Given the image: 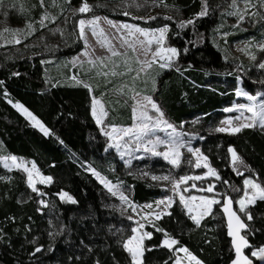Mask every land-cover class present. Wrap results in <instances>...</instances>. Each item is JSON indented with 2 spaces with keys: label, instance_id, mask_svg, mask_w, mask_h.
I'll return each mask as SVG.
<instances>
[{
  "label": "trees",
  "instance_id": "1",
  "mask_svg": "<svg viewBox=\"0 0 264 264\" xmlns=\"http://www.w3.org/2000/svg\"><path fill=\"white\" fill-rule=\"evenodd\" d=\"M115 1L120 0H87L94 6L86 14L104 15L148 29L169 28L166 42L178 51L177 68L158 69L152 78H156L154 98L175 127L197 118L206 125L222 115L223 109L236 100L234 89L230 88L237 80L246 92L264 97V71L226 56L215 44L213 28L220 22L227 25V0H207L208 14L199 18L196 14L202 10L203 0H149L155 6L148 16L112 10L109 5ZM97 2L102 6L95 5ZM81 3L82 0H69L67 6L79 7ZM162 6L172 11L165 13ZM41 11L40 6L35 7L31 20L35 21ZM188 20L194 23L187 24ZM181 22H185L183 27ZM72 23L68 19L75 38L77 32ZM243 25L247 27L243 33L226 38L229 43L263 32L264 12L258 10ZM80 48L76 40L74 46L58 55L66 57ZM45 57L47 54L29 53L4 60L0 56V140L8 154L32 160L42 175L52 178L50 185L38 186V191L33 192L25 172L8 171L0 165V264H132L121 243L132 235L131 222L105 207L113 199L105 192L100 178L115 182L122 176V182L131 188V200L139 204L163 196L165 188L132 175H120L116 160L105 151L106 137L91 115L89 90L83 83L62 82L69 77L66 69L60 75L48 74L42 62ZM230 84L232 87H227ZM15 104L31 112L49 134L33 126ZM198 133L202 139L199 148L219 179L193 184L203 194L219 195L221 203L214 205L197 226L176 198L169 208L170 215L162 216L149 228L151 238L143 242L142 264H173L180 248H187L203 264H232L237 259L222 205L225 198L235 202L246 176L264 186V131L252 127L236 134ZM229 146L243 163L233 165ZM182 171L183 168L176 173ZM209 185L214 186L213 192L201 190ZM183 189H188L184 192L189 194L194 192L189 186ZM61 192L68 193L75 203L67 197L62 199ZM40 197L46 206L39 205ZM232 208L236 211L235 203ZM248 211L253 217L250 221L237 212L248 225L240 234L251 245L242 248V253L258 264L251 252L264 246V200H257ZM169 238L178 241L171 250L162 245ZM37 248L41 250L37 252Z\"/></svg>",
  "mask_w": 264,
  "mask_h": 264
},
{
  "label": "rangeland",
  "instance_id": "2",
  "mask_svg": "<svg viewBox=\"0 0 264 264\" xmlns=\"http://www.w3.org/2000/svg\"><path fill=\"white\" fill-rule=\"evenodd\" d=\"M68 1L69 0H44V4L41 6L40 0H0V56H2L4 60H9L18 54H47V57H45L42 62L48 74L54 76L60 75L65 69L70 71L68 79H64L62 82H69L70 84L78 85L76 81L79 80L83 83V85H89L92 89L91 94L97 101L100 99L97 91L100 90L103 85L109 84L111 85V89L115 90V85L120 86L121 84L130 82L131 76L138 78L139 85L137 89L139 95H134L133 97V109H136V119L133 121L132 126L128 128H120L105 125V116H101L100 109L103 107H100L99 109L97 107L101 106L100 101L99 104L96 105V112L98 116H101L103 123L100 125L96 123V120L92 115V106L90 107L91 115L101 134L106 137L105 151L110 152V155L116 160L117 167L120 170V175L127 174L142 180H146L151 184L165 188L166 193L163 196L146 204H139L131 200V188L127 187L122 182V176H120L115 182H111L103 178V180H106L110 182L111 185L115 186L112 191H109V188L101 182L100 178V182L105 192L108 193L113 199V201L105 207L107 209L117 211L118 213L125 216L131 222L132 229L137 228V233H135V235L138 237L142 236L146 232L149 233V228H152L155 222L159 220L156 218L157 215L164 216L166 215L164 213H168L170 207H167V198H171L172 205L176 198L180 201V195H183L186 198L185 202L187 203L188 207L191 208V212H189L188 208H186L185 205L181 203L186 211V214H188L189 217L196 216L201 221L208 214L202 216V214L207 209V205L199 198H215L219 201L221 199L219 195L215 193L203 194L201 191H199L198 188L200 187H198V185H195L196 187H192V185H194L193 183H197L206 179H212L213 181L218 179L214 176L207 175L208 168L204 167L205 162L203 159L200 161L201 167H195L197 158L192 153L187 151V147H191L193 149L199 148V142L202 140L198 133L200 131L204 134L217 133L216 129L219 127H230L229 125L222 123L223 121L231 120V126H239L242 123H252L253 119L258 121V116L253 117L252 112H248L246 109L239 108V105L252 106L264 104V97L259 98L258 96L246 92L242 86V82L237 80L235 86L232 87L231 84L227 86L232 87L230 89H234L236 100L225 107L222 111V115L213 118L212 122L209 124L203 125L201 120L197 118L191 121L189 124L185 125L184 123L180 128H177L163 115V120L173 125L176 133L181 134L179 136V140L185 145V147L178 149V151L182 153L179 166H174L169 162L171 159L175 158V153L169 151L170 145L156 144L155 149L158 152L168 151V160H166L163 156L152 155L151 151L145 152L144 148L146 146L149 148L152 147V145L148 144L149 139L152 141H156L157 139L162 141H171L173 139V136H170L172 129L168 128L166 124L160 123L158 126H156V117L158 114L151 108V105L147 104V102L143 100V98L146 96L151 97L157 103L154 98V92L156 91V78H152L154 75L151 74H155V71L158 69L167 70L172 66L177 68L175 64L177 61L178 51L177 55L172 57L169 66L164 68L160 67V64L162 63H169L167 61V57L171 54L165 53V59L161 60L157 57V62L153 63L151 68H148L144 64V61H151L153 59L151 52L159 46L153 43L150 46L148 54L144 55L140 52L141 45L139 41L146 42L148 39L152 38L153 34L158 36L159 33L155 32L157 29L143 28L137 24L109 18L104 15H95L89 17L86 13L82 14L75 11L80 6L68 7ZM212 1L217 3L220 0ZM227 2L229 3V10L226 12L228 20L223 18L227 25L220 22L216 24L212 31L215 44L221 48L226 56L237 58L242 63L252 64L257 70L261 69L258 65L259 63L264 62V50H261L259 45L264 44V31L258 33L257 35H250L247 39L245 38L230 43L226 38L243 33L244 29L247 28L243 24L245 22H249V17H255L258 10L264 12V0H235V6H233V0H227ZM89 5L94 6L93 3ZM95 5L102 6L101 2H97ZM37 6H40L42 11L39 17L34 19L35 21H32L31 18L33 17V9ZM109 6L112 10H124L126 12L132 13L135 16H148L152 14V8L155 6V4L149 0H120L111 3ZM162 10H164L165 13H170L172 11L171 8L167 6H162ZM233 12H238L240 15H243L244 19L240 20L238 15L229 14ZM45 16L47 19L43 20L42 25L40 21ZM97 16L102 18L98 24L95 25L97 35L93 36L91 28L86 25V41L80 39L79 20L84 19L87 21ZM105 18L106 20H111L115 27L110 26L106 22ZM68 19L73 20L72 27L76 29V39L73 37L68 27ZM122 24L135 25L141 29H144L148 31V36H143L140 33L135 32L134 29L129 30L122 28L120 27ZM28 25H31V28H29ZM101 29H103L102 35ZM17 39L20 41V43H16ZM76 40H78L81 44V48L76 53L66 57L61 54L58 55V53L74 46ZM130 45L132 46L130 47ZM163 46L165 48L171 47L167 44L166 39ZM134 48L136 49L135 51L133 50ZM113 50L120 53V55L113 56ZM253 56L256 57L255 60L252 59ZM73 68L75 69L74 72L72 71ZM261 70L264 71V69ZM113 72H116L117 75H113ZM105 73H107V75H105ZM120 73H123V75ZM73 77L76 79H73ZM144 77L146 79H144ZM237 91L255 96L256 100L250 101L245 95L237 96ZM226 108H231L233 110L225 111ZM17 110L22 115H24L33 126L39 128V126L35 125V121L28 118L19 109ZM144 111H147L148 114L153 117L151 121L142 120L140 118L141 113ZM256 111H260L259 107L256 108ZM237 117H239V119H237ZM141 123L149 124V127L153 130L146 136H143L142 139L137 140L136 136L138 134V126ZM113 128L116 130L113 131ZM254 128L264 131V129H262L259 124H257V126ZM124 129H132V131L127 136H125L123 131ZM107 133H111V136L107 135ZM12 156L14 155L8 154L6 152L4 145L0 140V165L2 168L8 171L19 169L23 172H25L23 169L27 168L32 173V179L36 188L41 185L48 186L51 184L52 178L50 183L41 182L40 177L49 176L42 175L39 171L38 175V169L32 160L15 156L18 163L23 162L22 167L17 168L9 159V157ZM6 164L8 167L5 166ZM33 164L35 165V170L32 168ZM181 168H183L182 173L177 174L176 172ZM25 174L27 176V185L32 190L28 183V173L25 172ZM164 176L169 177V180H154L152 178ZM184 176H200L201 179H190L186 183H181L178 189H174L173 181H178ZM245 178H251L255 182L260 183L255 178L249 176H246ZM184 186H189L194 192L190 194L189 192H184ZM243 190L244 183L242 192L235 199V201L240 200L244 195ZM248 191L250 194L255 192V190L251 189L250 187ZM121 194L127 197V200L122 201L120 198ZM190 197H197V199L191 200L189 199ZM42 200L43 198L41 197L38 200L40 206H44L40 203ZM160 200H165L166 203L158 205L157 201ZM148 205H151V207H147ZM235 205L236 211L239 213V205L236 203ZM141 225H143V227H140ZM132 235H134L133 232ZM145 239H147V237H144V240ZM253 258L257 260L258 264H264V261L259 260L256 257ZM138 260L142 261V257H138ZM175 261H179L182 264H196L195 260L190 259L187 253L179 251V249L175 252ZM175 261L173 264H177Z\"/></svg>",
  "mask_w": 264,
  "mask_h": 264
},
{
  "label": "snow or ice",
  "instance_id": "3",
  "mask_svg": "<svg viewBox=\"0 0 264 264\" xmlns=\"http://www.w3.org/2000/svg\"><path fill=\"white\" fill-rule=\"evenodd\" d=\"M40 4L41 6H43L44 4V0H40ZM233 6H235V0H233ZM92 10V6L89 5V3L87 2V0H82L81 6L76 9L75 11L79 12V13H88ZM208 14V4H207V0H203V7L202 10L196 14V18L199 17H203L206 16ZM230 15H238L240 20L244 19L243 15H240L238 12H233V13H229ZM124 15H130V13L128 12H124ZM47 19V17H43L40 21V23L43 25V20ZM101 17H94L93 19L90 20H84L81 19L79 20V32H80V39H83L86 41V35H85V26H89L91 28L92 34L93 36H96V28L95 25L98 24V22L101 20ZM152 19H155V17H152ZM166 19H171V17H166ZM106 20V18H105ZM106 22L110 25L115 27V25L113 24V22L111 20H106ZM185 22H181V27L184 26ZM187 24H192L194 23V20H188L186 22ZM29 28H31V25H28ZM120 27L122 28H126L129 30H133L137 33H140L143 36H148V31L141 29L135 25H129V24H122L120 25ZM169 31L168 26H164L162 28H159L157 30H155V32H158L159 35H152L151 39H148L146 42L145 41H139L141 48H140V52L141 54L147 55L149 50H150V46L155 43L156 45H158L159 47H157L154 51L151 52V55L153 57V59L151 61H144V64L148 67L151 68L153 63L157 62V57L161 60L165 59L164 54L165 53H170L171 55L167 57V61L169 63H162L160 64L161 68L167 67L169 66L171 59L173 56L177 55V49L175 48H165L164 42L166 39V33ZM103 34V29H101V35ZM16 43H20V41L17 39ZM86 46H87V42H86ZM132 45H130L131 47ZM259 48L261 50H264V44L259 45ZM134 51L136 50L135 48L133 49ZM112 55L113 56H117L120 55V53L116 52V51H112ZM253 60L256 59L255 56L252 57ZM259 68L264 69V62L259 63ZM130 70V69H129ZM143 70V69H142ZM113 75H117L116 72L112 73ZM121 75H123V73H120ZM105 75H107V73H105ZM73 79H76L75 77H73ZM77 84H81L82 82L77 80L76 81ZM84 87L89 89V92L92 91L91 87L87 84L83 85ZM139 95V94H137ZM237 96L240 95H245L247 96L248 100L250 101H255L256 97L255 96H251L248 95L247 93H243L241 91H237L236 93ZM144 101L147 102V104L151 105V108L158 114L156 119H157V125L158 126L160 123L166 124L168 128L172 129V133H170V136H173V139L171 141H162L157 139L156 141H152L151 139L148 140V144L152 145L151 148L149 147H145L144 151L148 152L151 151L152 155L154 156H163L166 160L169 159V152H158L156 151V144H167L170 145L169 147V151L175 153V158L171 159L169 162L171 164H173L174 166H179L180 164V157L182 155V153H180L178 151L179 148H183L185 147L184 143H182L179 140V136L181 134L176 133L175 128L173 127V125L167 123V121L163 120V112L160 109L159 105L151 98V97H144L143 98ZM99 104V101H97L95 98H93L92 100V115L94 117V119L96 120V123L98 125H100L101 123H103V120L101 118V116H106L107 113L103 111V109L101 108V116L97 115L96 112V105ZM14 107H16L17 109H19L22 113H24L28 118H30L31 120L35 121V125L39 126L40 130L42 132H44L45 135L49 134V130L47 128L44 127V125L36 119L35 116L32 115L31 112H29L26 108H24L23 105L21 104H15ZM259 107L260 111L257 112L256 108ZM239 108L242 109H246L248 112H252L253 113V117L258 116L259 120H255L253 119L252 123H242L239 126H231L232 125V121L228 120V121H223L222 123L229 125L230 127L225 128V127H219L216 129L217 132H229V134H236L239 133L240 131H242V129L244 128H250V127H255L257 126V124H259V126L264 129V104H260V105H252V106H246V105H239ZM233 109L231 108H226L225 111H232ZM135 112L136 109H133V114H134V120L136 119L135 117ZM142 120H148L151 121L153 119L152 116H150L148 114L147 111H144L141 113V117ZM237 119H239V117H237ZM116 129L113 128V131H115ZM153 129L149 127V124L147 123H141L138 126V134L136 136L137 140L142 139L143 136H146L149 132H151ZM124 135L127 136L132 129H124ZM107 135L111 136V133H107ZM187 151L189 153H192L194 156H196V163H195V167L196 168H200L201 167V159L204 160V167L208 168V173L207 175L210 176H214L217 179H219V175L216 172L215 169L211 168L208 164H207V157L203 156L200 152L199 148L193 149L191 147H187ZM228 152L231 155V161L233 163V165H236L238 163H243L241 158L239 157V155L237 154V152L235 151V149L231 146H229L228 148ZM9 159L12 161L13 165L17 168H21L22 167V163L23 162H17V158L15 156L9 157ZM129 163V162H126ZM6 167H8V165H5ZM33 170H35V165H32ZM25 172L28 173V183L29 186L32 188L33 192H37L38 189L35 187L33 179H32V173L27 169L24 168L23 169ZM234 171H237V169H233ZM37 174L38 170H37ZM95 175H97L99 177L98 173H94ZM238 175H243V173H237ZM154 180L155 179H163V180H169V177L164 176V177H152ZM41 182H51V177H40ZM190 179H196L199 180L201 179L200 176H196V177H191V176H184L181 177L180 180L178 181H173V188L174 189H178L179 185L181 183H186L188 180ZM101 182L105 184L106 187L109 188V191H112V189L115 187L114 185H111L110 182L103 180V178H101ZM225 183H227V181H225ZM244 195L241 197L240 200L233 202L230 198H225L223 201V205H222V211L225 213L226 217H227V228H228V235L230 237H232V244L233 247L235 249V253H236V257L237 259L232 261V264H253V261L251 259H249L248 256L243 255L242 253V248H251V245L249 244L247 238L244 235H241V230H247L248 229V225L241 219V215H239L237 213V211L233 210L232 208V204L236 203L239 205V213L244 214L247 216V219L250 221L253 219L252 214L248 211V206L252 205L256 202L257 199L259 200H264V186H261L260 183L255 182L253 179L251 178H245L244 181ZM192 187H196L195 185H192ZM249 187L253 190H255L254 193H251L248 191ZM188 189H184V191H187ZM202 191H207V192H213L214 191V186L213 185H209L206 189H201ZM115 194V193H114ZM61 196V198H65L67 197V199L73 203H75V201L73 200V198L68 195V193L65 192H61L59 194ZM121 200H127V197H125L123 194H121L120 196ZM189 199L191 200H196L197 197H190ZM201 201H204L207 205V209L206 211L202 214L203 215H207L210 214L212 212V206L213 205H217L220 204L221 201L216 200L215 198H206V197H200L199 198ZM186 198L183 195H180V201L181 203H183L185 205L186 208H188V211L191 212V208L188 207L187 203L185 202ZM40 203L42 205H45V202L42 200L40 201ZM165 200H160L157 201L158 205L161 204H165ZM46 206V205H45ZM147 207H151V205H148ZM167 207H171V198H167ZM164 214H169L170 213H164ZM157 219H161L162 215H157L156 216ZM197 226L200 225V219H198L196 216H191L190 217ZM202 218V217H201ZM233 221H235L236 227L234 229L233 227ZM140 227H143V225H141ZM157 231H163V229L157 228ZM132 232L134 235L128 237L126 240H123L122 243V247L124 248L125 251H127L130 255H131V260H132V264H142L141 260H138V257H142L143 256V240L144 237L147 238H151V233H144L142 236H137L135 235V233H137V228H133ZM165 236L167 237L168 234L165 232L164 233ZM178 244V241L176 239H165L162 242L163 246L169 247V249H172L173 245ZM41 249L37 248L36 251L39 252ZM179 251L185 252L188 254V256L190 257V259L195 260L196 264H201V262L199 260H197V258L195 256H193L190 252H188L187 248H180ZM252 257H256L259 260L264 261V246L259 247L258 249H253L251 252Z\"/></svg>",
  "mask_w": 264,
  "mask_h": 264
},
{
  "label": "crops",
  "instance_id": "4",
  "mask_svg": "<svg viewBox=\"0 0 264 264\" xmlns=\"http://www.w3.org/2000/svg\"><path fill=\"white\" fill-rule=\"evenodd\" d=\"M144 79L146 78L144 77ZM138 85H139L138 78L131 76L130 82L121 84L120 86L115 85L116 87L115 90L111 89L110 87L111 85L106 84V85H103L102 88L97 91L98 96H100L99 101L101 103V106H97V107L98 109L100 107H103L102 108L103 111L107 113V115L104 118L105 125L115 126V127H120V128H128L132 126L133 121H134L133 119V104H134L133 97L134 95L138 94V89H137ZM89 93H90V107H91L93 95L91 94V92ZM122 108L126 109L125 111L126 113L122 111ZM119 115H121L122 117L121 118L117 117ZM177 264H182V263L178 261Z\"/></svg>",
  "mask_w": 264,
  "mask_h": 264
}]
</instances>
